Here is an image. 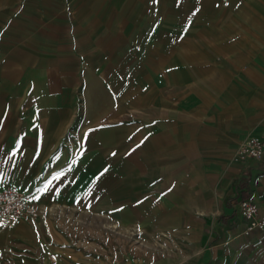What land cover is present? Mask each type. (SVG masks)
Listing matches in <instances>:
<instances>
[{
  "label": "crops",
  "instance_id": "0c3cea01",
  "mask_svg": "<svg viewBox=\"0 0 264 264\" xmlns=\"http://www.w3.org/2000/svg\"><path fill=\"white\" fill-rule=\"evenodd\" d=\"M12 3L0 8V191L40 216L0 231V264H264V232L245 235L236 211L264 206V160L234 162L248 137L264 139V99L254 115L232 88L182 100L163 77L116 103L93 67L103 51L74 38L68 53L67 21L36 26Z\"/></svg>",
  "mask_w": 264,
  "mask_h": 264
},
{
  "label": "rangeland",
  "instance_id": "374dc122",
  "mask_svg": "<svg viewBox=\"0 0 264 264\" xmlns=\"http://www.w3.org/2000/svg\"><path fill=\"white\" fill-rule=\"evenodd\" d=\"M11 2L19 11L30 9L36 26L47 15L67 21L69 38L63 49L68 53L74 38L84 39L79 52L103 51L93 67L115 88V102L125 88L137 104L140 87L171 77L182 100L184 92L195 90L202 103L204 92L226 87L239 93L242 103L252 100L251 115L256 99L258 113L262 110L264 0H0V8ZM97 27L111 30L96 42L99 33L92 29ZM258 125L263 136V113Z\"/></svg>",
  "mask_w": 264,
  "mask_h": 264
},
{
  "label": "built area",
  "instance_id": "2783aa9c",
  "mask_svg": "<svg viewBox=\"0 0 264 264\" xmlns=\"http://www.w3.org/2000/svg\"><path fill=\"white\" fill-rule=\"evenodd\" d=\"M264 160V139L248 137L236 150L234 162H262ZM264 209L250 199H241L236 203L238 216L245 222V235L252 231L264 232V218L259 210ZM40 210L30 204L29 198L16 188L0 191V231L16 226L23 219H37Z\"/></svg>",
  "mask_w": 264,
  "mask_h": 264
}]
</instances>
